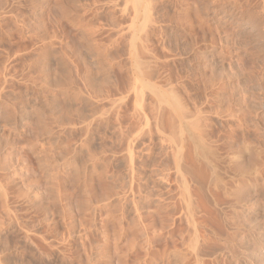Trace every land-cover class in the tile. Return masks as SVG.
Instances as JSON below:
<instances>
[{"label": "rangeland", "instance_id": "rangeland-1", "mask_svg": "<svg viewBox=\"0 0 264 264\" xmlns=\"http://www.w3.org/2000/svg\"><path fill=\"white\" fill-rule=\"evenodd\" d=\"M262 248L264 0H0V264Z\"/></svg>", "mask_w": 264, "mask_h": 264}, {"label": "bare ground", "instance_id": "bare-ground-1", "mask_svg": "<svg viewBox=\"0 0 264 264\" xmlns=\"http://www.w3.org/2000/svg\"><path fill=\"white\" fill-rule=\"evenodd\" d=\"M188 119V118H187ZM195 139V138H194ZM200 140V139H199ZM200 142V141H199ZM198 142V143H199ZM197 145H199V144H197ZM201 147V146H200ZM202 148V147H201ZM200 149V148H199ZM198 149V150H199ZM211 150V149H210ZM200 152L202 151V150H199ZM199 152V153H200ZM206 154V153H205ZM216 154V153H215ZM202 155V154H201ZM214 155V154H213ZM203 156H205V155H203ZM206 158V157H205ZM216 163V162H215ZM214 167V166H213ZM216 172V171H215ZM217 178V177H216ZM217 180V179H216ZM215 181V180H214ZM217 183V182H216ZM188 188V187H187ZM188 200V199H187ZM186 206V205H185ZM191 222V221H190ZM191 224V223H190ZM192 226H194V225H192ZM191 229H193V228H191ZM260 230V229H259ZM202 231V230H201ZM238 232V231H237ZM257 236V235H256ZM205 238V237H204ZM208 238V237H207ZM216 239V238H215ZM209 240H211V239H209ZM198 241V240H197ZM204 241V240H203ZM194 242H195V240H194ZM207 243V242H206ZM198 244V243H197ZM218 244V243H217ZM258 254H261V253H264V248H262L260 251H258L257 252ZM194 255V254H193Z\"/></svg>", "mask_w": 264, "mask_h": 264}]
</instances>
